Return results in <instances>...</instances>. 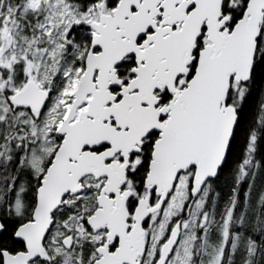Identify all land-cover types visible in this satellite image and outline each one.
I'll use <instances>...</instances> for the list:
<instances>
[{
  "label": "snow or ice",
  "instance_id": "1",
  "mask_svg": "<svg viewBox=\"0 0 264 264\" xmlns=\"http://www.w3.org/2000/svg\"><path fill=\"white\" fill-rule=\"evenodd\" d=\"M0 264H264V0H0Z\"/></svg>",
  "mask_w": 264,
  "mask_h": 264
}]
</instances>
